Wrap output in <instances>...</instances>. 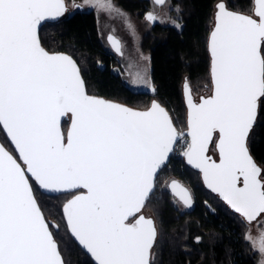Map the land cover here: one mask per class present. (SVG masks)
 Segmentation results:
<instances>
[{
  "label": "water",
  "instance_id": "obj_1",
  "mask_svg": "<svg viewBox=\"0 0 264 264\" xmlns=\"http://www.w3.org/2000/svg\"><path fill=\"white\" fill-rule=\"evenodd\" d=\"M67 9V0H0V126L15 152L0 140V264H65L31 181L47 195L73 193L62 214L94 264H151L157 227L142 211L179 139H189L184 161L194 170L216 132L230 165L243 152L251 177L260 166L247 139L264 95V0H254L252 14L216 6L208 39L211 94L195 100L184 84L183 130L156 99L138 109L89 94L76 60L42 46L40 28ZM106 40L122 54L117 36ZM167 187L193 205L180 181ZM236 201L232 209L223 202L237 213L245 200Z\"/></svg>",
  "mask_w": 264,
  "mask_h": 264
},
{
  "label": "trees",
  "instance_id": "obj_2",
  "mask_svg": "<svg viewBox=\"0 0 264 264\" xmlns=\"http://www.w3.org/2000/svg\"><path fill=\"white\" fill-rule=\"evenodd\" d=\"M79 3L83 0H68ZM136 19H146L149 0H112ZM180 9L182 28L151 25L140 41L149 55L152 92L134 90L114 72L118 55L101 40L95 13L78 10L56 23H46L39 31L42 46L50 52L71 55L80 67L87 92L138 109L156 99L169 111L178 130L186 128L183 87L192 90L211 84L209 34L216 6L241 14H252L254 0H172ZM264 61V44L261 49ZM68 122L64 121L66 131ZM1 142L15 154L0 126ZM249 152L257 164L264 165V95L259 101L256 123L247 139ZM172 175L194 186V204L181 210L168 188L160 187L164 177ZM35 197L50 222L53 236L65 264H94L70 236L62 205L73 195H47L31 181ZM144 209L156 216L157 240L151 250V264H257L258 253L245 239V222L215 193L207 189L198 171L183 160L171 159L158 174L155 189ZM155 221V222H156ZM57 226V228L55 227Z\"/></svg>",
  "mask_w": 264,
  "mask_h": 264
},
{
  "label": "rangeland",
  "instance_id": "obj_3",
  "mask_svg": "<svg viewBox=\"0 0 264 264\" xmlns=\"http://www.w3.org/2000/svg\"><path fill=\"white\" fill-rule=\"evenodd\" d=\"M77 4L82 6L83 11H93L95 13L101 40L109 50L111 49L106 40L107 36L114 34L120 39L122 54L118 55L119 64L113 69L114 72L121 75L126 85L130 88L134 90H149L151 88L149 55L140 48L141 38L145 33L150 31L151 25L155 22L161 25H171L178 29L182 28L179 7L172 0H163L162 3L157 0H149L146 19H136L117 7L112 0H83L79 3L67 0L68 9L65 16L77 12ZM211 89L212 84H205L198 90H192L191 88V91L194 99L199 100L201 96L211 94ZM214 155L216 157L215 153ZM236 157H238V163H235L234 167L229 164L231 158L228 157L226 159L227 167L224 172L223 182L225 184L229 183L228 185L231 189L233 187L232 190H234L239 200L247 193L257 198V202L254 204L255 210L247 204L250 208L249 214L251 215L248 216L250 219L240 217L246 225L245 239L258 253L257 264H264V165L256 166L258 170H253L251 177L250 168L246 165V163L250 162L245 158L244 153L241 152ZM242 172L244 177L242 176ZM171 177L172 175L170 174L164 177L160 183V187L168 188L167 184L172 179ZM235 181L236 183H234ZM182 184L188 187L194 196L195 190L193 184L190 182ZM227 190L229 189H223V191ZM230 193L233 192L230 190ZM249 198L246 196V199ZM175 203L181 210L186 209L177 200ZM142 212L146 216L153 217L156 221L153 211L143 209ZM255 213L257 215L253 217Z\"/></svg>",
  "mask_w": 264,
  "mask_h": 264
},
{
  "label": "flooded vegetation",
  "instance_id": "obj_4",
  "mask_svg": "<svg viewBox=\"0 0 264 264\" xmlns=\"http://www.w3.org/2000/svg\"><path fill=\"white\" fill-rule=\"evenodd\" d=\"M218 133L216 132L213 141L210 144V147L207 151V153L202 156V158L198 162V168H199V174L200 177L204 183V185L213 193H215L221 200H223L231 209L232 207L235 208V204L237 205L238 198L235 195V192L231 189V187L228 184H225L223 182V176L225 169L227 167L226 158L221 156V153L218 149L217 140H218ZM215 150V151H214ZM214 153L216 154V157H214ZM205 173V179L203 180V174ZM238 176V175H237ZM236 176V177H237ZM206 181V184H205ZM231 183V182H230ZM236 183V181L234 182ZM232 184V183H231ZM232 186V185H231ZM234 186V185H233ZM188 188V187H187ZM224 188H228L229 190L223 191ZM189 189V188H188ZM252 189V187H250ZM230 190L233 193H230ZM190 191V190H189ZM191 193V191H190ZM246 195H244L241 200H245V204L243 206V209L237 210L238 215H240L243 219H250L248 216L250 208L247 206L250 205L255 210V205L257 202V198H253L252 196L249 199L245 198ZM192 202L194 204L193 195L191 194ZM177 201L185 208H190L185 206L180 200L177 199ZM247 206V207H246ZM248 209V210H247ZM257 213L253 215V217H256Z\"/></svg>",
  "mask_w": 264,
  "mask_h": 264
},
{
  "label": "built area",
  "instance_id": "obj_5",
  "mask_svg": "<svg viewBox=\"0 0 264 264\" xmlns=\"http://www.w3.org/2000/svg\"><path fill=\"white\" fill-rule=\"evenodd\" d=\"M188 147H189V139L187 137H183L179 139L175 143L172 149L171 159L180 160V161L183 160Z\"/></svg>",
  "mask_w": 264,
  "mask_h": 264
}]
</instances>
